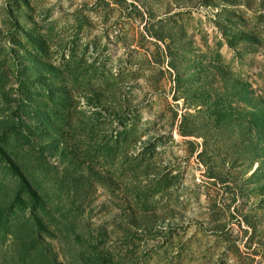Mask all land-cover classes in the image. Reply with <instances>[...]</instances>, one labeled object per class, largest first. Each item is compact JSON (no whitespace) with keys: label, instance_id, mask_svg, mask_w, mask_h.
<instances>
[{"label":"rangeland","instance_id":"374dc122","mask_svg":"<svg viewBox=\"0 0 264 264\" xmlns=\"http://www.w3.org/2000/svg\"><path fill=\"white\" fill-rule=\"evenodd\" d=\"M0 264H264V0H0Z\"/></svg>","mask_w":264,"mask_h":264}]
</instances>
